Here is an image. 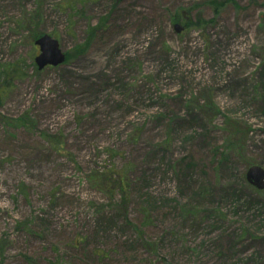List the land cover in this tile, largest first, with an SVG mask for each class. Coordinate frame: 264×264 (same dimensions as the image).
I'll list each match as a JSON object with an SVG mask.
<instances>
[{"label": "rangeland", "instance_id": "1", "mask_svg": "<svg viewBox=\"0 0 264 264\" xmlns=\"http://www.w3.org/2000/svg\"><path fill=\"white\" fill-rule=\"evenodd\" d=\"M213 1L0 0V264H264V0Z\"/></svg>", "mask_w": 264, "mask_h": 264}, {"label": "water", "instance_id": "2", "mask_svg": "<svg viewBox=\"0 0 264 264\" xmlns=\"http://www.w3.org/2000/svg\"><path fill=\"white\" fill-rule=\"evenodd\" d=\"M177 32H181L183 29L178 24L175 25ZM36 45L40 48L39 55L35 58V61L40 70L47 66H59L66 60V54L60 47V43L57 39L48 33L40 36L36 41ZM247 181L259 190L264 189V167L260 165H252L246 172Z\"/></svg>", "mask_w": 264, "mask_h": 264}, {"label": "trees", "instance_id": "3", "mask_svg": "<svg viewBox=\"0 0 264 264\" xmlns=\"http://www.w3.org/2000/svg\"><path fill=\"white\" fill-rule=\"evenodd\" d=\"M214 3H211L212 5L215 6V8L218 7V4H217V0H214L213 1ZM68 58V57H67ZM232 146V144H230V147ZM108 177V176H107ZM109 179H112L110 177H108ZM100 181H103V179H101ZM118 188H120L121 190H125V183L121 180H119V184L117 185Z\"/></svg>", "mask_w": 264, "mask_h": 264}]
</instances>
